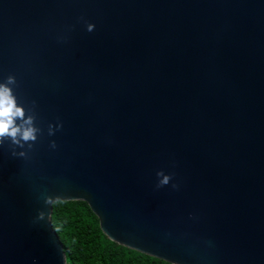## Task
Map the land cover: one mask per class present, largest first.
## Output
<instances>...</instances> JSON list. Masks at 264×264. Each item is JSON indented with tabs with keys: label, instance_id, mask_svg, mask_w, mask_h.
<instances>
[{
	"label": "water",
	"instance_id": "obj_1",
	"mask_svg": "<svg viewBox=\"0 0 264 264\" xmlns=\"http://www.w3.org/2000/svg\"><path fill=\"white\" fill-rule=\"evenodd\" d=\"M58 201L170 264H264V0H0V264H65Z\"/></svg>",
	"mask_w": 264,
	"mask_h": 264
},
{
	"label": "trees",
	"instance_id": "obj_2",
	"mask_svg": "<svg viewBox=\"0 0 264 264\" xmlns=\"http://www.w3.org/2000/svg\"><path fill=\"white\" fill-rule=\"evenodd\" d=\"M50 221L61 242L65 264H170L109 240L82 201L54 202Z\"/></svg>",
	"mask_w": 264,
	"mask_h": 264
}]
</instances>
